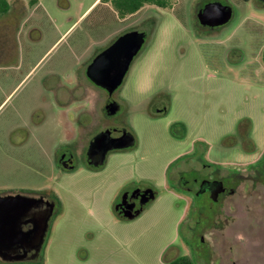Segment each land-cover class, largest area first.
I'll use <instances>...</instances> for the list:
<instances>
[{
  "label": "rangeland",
  "instance_id": "rangeland-1",
  "mask_svg": "<svg viewBox=\"0 0 264 264\" xmlns=\"http://www.w3.org/2000/svg\"><path fill=\"white\" fill-rule=\"evenodd\" d=\"M93 1L8 0L10 10L0 17V195L57 203L56 192L65 205V190L94 193L68 241L60 236L57 210L39 258L14 264H168L175 252L188 255V198L167 177L194 147L193 157L209 169L243 174L264 149V4L223 0L233 17L212 31L196 22L207 0H164L163 8L145 5L124 19L105 2L89 8ZM134 31L144 32L146 42L108 96L89 84L86 67ZM108 103L119 107L115 114L108 115ZM153 108L168 114L152 119ZM109 127L131 133L136 145L110 152L92 169L87 145ZM243 133L256 147L254 157L239 146ZM58 145L61 155L72 156V168L56 165ZM125 177L156 195L140 214L117 221L113 204L131 187L121 185ZM218 219L208 237L215 264H264L262 186L239 184Z\"/></svg>",
  "mask_w": 264,
  "mask_h": 264
},
{
  "label": "water",
  "instance_id": "water-1",
  "mask_svg": "<svg viewBox=\"0 0 264 264\" xmlns=\"http://www.w3.org/2000/svg\"><path fill=\"white\" fill-rule=\"evenodd\" d=\"M264 4V0H259ZM226 1L206 3L196 13L199 26L217 29L227 25L233 17V9ZM144 32H129L118 37L109 47L100 52L90 62L86 69V77L97 87L111 96L123 83L124 78L135 57L146 42ZM110 108V110L108 109ZM108 115L118 111L116 104L108 103ZM120 136L113 137L111 132H101L89 143L86 150L87 163L95 169L105 164L107 154L112 151H122L134 148V136L126 130H121ZM64 169L73 167L72 156L60 161ZM155 191L140 189L127 192L120 197V203L115 208L122 218L132 219L136 214L133 206H128L131 198L140 195L145 197L146 204L154 199ZM57 205L47 196H29L25 194L0 195V260L4 263H18L39 258L44 245L50 220ZM27 224L31 228L24 231ZM30 249L35 251L28 257Z\"/></svg>",
  "mask_w": 264,
  "mask_h": 264
},
{
  "label": "flooded vegetation",
  "instance_id": "flooded-vegetation-1",
  "mask_svg": "<svg viewBox=\"0 0 264 264\" xmlns=\"http://www.w3.org/2000/svg\"><path fill=\"white\" fill-rule=\"evenodd\" d=\"M221 1L223 0L204 1L203 3H200V6L198 7L197 11H199L202 6L206 3ZM226 5H228V3ZM206 29L214 31L219 28ZM88 81L92 85H94L89 79ZM105 131L113 133V137H118V135L120 136V134H118L120 132L117 133V130L114 127L106 128L101 132ZM247 141H249V143L251 144L250 148L247 147V145H249L247 144ZM88 146L89 144L87 145V148ZM239 146L241 147V149H243V152H245L246 154L252 153V156H255L256 147L253 146V142L249 139V136L247 137V134L246 137L244 133L243 135L239 136ZM60 148V145L55 148L54 160L58 167L63 168L60 161L68 155H61ZM194 151L195 147L193 148V156ZM193 156L186 160L184 165L175 166L172 171L173 175L168 176L167 179H171L172 185L180 189V191H182L184 195L188 198V217L192 221V226H190L191 236L187 237L185 242L188 246V255L185 256L191 257L192 254L193 257L191 258H194L196 260V264H199V262H201V264H215L213 262V245L209 241L208 237L212 235V231H214L215 229H217V227L220 226L218 217L221 214V206L225 198L229 195L234 194L237 186L244 181H250L264 188V149L261 151V153H259L252 159L251 163L248 165V168L245 170L246 174H243L239 170L234 169L226 171L211 170L209 169V166H207V164H201L199 162L200 159H195ZM144 188L155 191V189H153L151 186L143 184L126 188L125 192H123L122 195L126 194L129 191H138ZM120 197L113 204V213L120 220H129L127 218H122L119 213L115 211V208L120 203ZM144 200L145 197H142L140 195L139 197H133L128 201V206L134 205L135 207L134 210L136 211V214L134 216L140 214L150 204V202L153 201V199H151L146 204L141 206ZM30 228L31 225L27 224L23 227V230L26 231ZM34 253L35 251L33 249H30L27 253V256H33ZM177 257V252H175L174 257L170 260V262L176 259ZM1 263L4 262H1L0 260V264Z\"/></svg>",
  "mask_w": 264,
  "mask_h": 264
},
{
  "label": "crops",
  "instance_id": "crops-1",
  "mask_svg": "<svg viewBox=\"0 0 264 264\" xmlns=\"http://www.w3.org/2000/svg\"><path fill=\"white\" fill-rule=\"evenodd\" d=\"M97 3H102V1L101 0H94L89 8H91L92 6H94ZM108 4L109 3H106L105 7H109ZM89 8L87 10H89ZM87 10L85 11V13L87 12ZM139 11H137L135 14H133L131 16L136 15L137 13H139ZM85 75H86V72H85ZM89 84L91 85V83H89ZM93 86H95V85H93ZM85 87L90 92H92V90L90 89L89 86L85 85ZM93 95H94V93H93ZM94 96H96V95H94ZM118 109H119V107H118ZM89 111H90V113H94V112H92V110H89ZM152 112H153L152 119L155 116H162V115L168 114V111H167L166 108H164V109L153 108ZM178 122L183 123V120H181V121L178 120L175 123H178ZM151 125L154 126L153 124H151ZM183 125H184V123H183ZM105 163H106V161H105ZM167 170H169V166L166 169V174H167ZM130 180H132L131 177H125L123 180L121 179V185L124 184V187H125V185L128 184V185H126V187L129 186L130 184H132L134 182V181L132 182ZM130 186H132V185H130ZM124 187H122V189ZM91 191L92 190L87 189V188H79V189L67 190V191L65 190L64 193H63V196H65V198L67 200L66 201L67 204H65V205L62 202V198L56 192H54V197L57 199V203H58V207H57L58 211H57V213H58V218H59V223H60L59 224L60 225V236L62 237L63 240L68 241V239H67L68 229L70 228L71 225L76 223L77 218L81 216L82 211L83 210L85 211V209H88V204L93 206L94 198L92 196L94 195V193L91 192ZM73 198H74L75 202L77 201L79 204L75 203V202L71 203L70 199H73ZM88 200H91V201L87 204ZM87 213H89L90 217L95 219V215L91 212L90 209L87 210ZM112 213H113V209H112ZM113 215H114V213H113ZM117 221H128V220H120V219H118ZM94 222L101 224L99 219H95ZM111 222L114 223L113 219L109 220V223H111ZM84 227H88V224H84ZM88 262L89 261H82L81 264H89Z\"/></svg>",
  "mask_w": 264,
  "mask_h": 264
},
{
  "label": "trees",
  "instance_id": "trees-1",
  "mask_svg": "<svg viewBox=\"0 0 264 264\" xmlns=\"http://www.w3.org/2000/svg\"><path fill=\"white\" fill-rule=\"evenodd\" d=\"M102 2L109 3L120 19L131 16L139 11L145 5H155L158 7H165L164 0H101ZM163 1V2H162ZM246 1V0H244ZM10 5L8 0H0V17L9 12ZM110 110V108H108ZM108 109L105 108L107 111ZM88 164V163H87ZM92 169V166L88 164ZM58 207V203H56ZM58 209L56 208L55 211ZM168 264H196V260L190 256H179Z\"/></svg>",
  "mask_w": 264,
  "mask_h": 264
}]
</instances>
